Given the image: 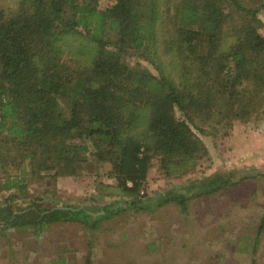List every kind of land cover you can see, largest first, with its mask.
Returning a JSON list of instances; mask_svg holds the SVG:
<instances>
[{"label":"trees","instance_id":"16d2710c","mask_svg":"<svg viewBox=\"0 0 264 264\" xmlns=\"http://www.w3.org/2000/svg\"><path fill=\"white\" fill-rule=\"evenodd\" d=\"M162 1L172 4L165 11L159 0H114L104 8L98 0H18L11 12L0 7V225H31L38 235L42 225L60 221L92 232L121 206L175 201L186 209L190 196L239 180L217 171L140 197L153 153L164 172L178 164L188 170L207 153L191 127L195 116L208 127L229 123L264 98V24L257 14L264 0ZM158 22L168 57L156 63L159 74L105 53L109 42L149 49ZM79 26L96 51L89 67L69 70L60 60L62 38ZM90 155L110 163L128 198L98 204L59 193L56 180L77 175ZM35 182L45 187L33 195ZM85 264H92L89 256Z\"/></svg>","mask_w":264,"mask_h":264},{"label":"rangeland","instance_id":"374dc122","mask_svg":"<svg viewBox=\"0 0 264 264\" xmlns=\"http://www.w3.org/2000/svg\"><path fill=\"white\" fill-rule=\"evenodd\" d=\"M17 1L0 0V7L11 12ZM113 1L98 0L97 6L104 8ZM159 1L164 11L172 4ZM257 14L264 24V6ZM156 27L152 37L159 46L150 43L149 49L136 50L109 42L105 53L159 74L156 63L168 57L161 49L165 25L158 22ZM260 30L264 33V25ZM113 39L112 33L107 36V40ZM62 50L60 60L69 70H83L90 66L96 48L79 26L63 35ZM60 104L67 109L62 100ZM176 115L184 117L179 110ZM194 120L191 127L207 153L188 170L178 164L165 172L160 156L153 153L140 197L217 171L234 173L239 179L235 183L214 193L190 196L186 209L175 201L139 209L121 206L101 219L92 232L79 223L60 221L42 225L38 235L31 225H0V264H49L60 256H65L66 264H85L87 256L92 264H264V174H257L264 173V98L255 111L231 116L229 123L212 121L208 127L198 116ZM3 136L0 131V138ZM109 169V162L90 155L77 175L57 186L59 193L68 201L98 204L128 198L115 186L117 179ZM42 186L31 183L30 191L38 194L37 188Z\"/></svg>","mask_w":264,"mask_h":264},{"label":"crops","instance_id":"0c3cea01","mask_svg":"<svg viewBox=\"0 0 264 264\" xmlns=\"http://www.w3.org/2000/svg\"><path fill=\"white\" fill-rule=\"evenodd\" d=\"M67 177H71V176H62V177H60L58 180H56V186H58V185H60V184H62V182H66L67 181ZM73 177V176H72Z\"/></svg>","mask_w":264,"mask_h":264}]
</instances>
